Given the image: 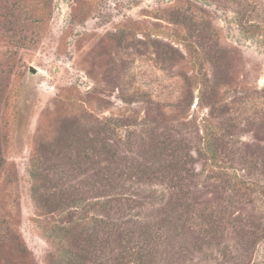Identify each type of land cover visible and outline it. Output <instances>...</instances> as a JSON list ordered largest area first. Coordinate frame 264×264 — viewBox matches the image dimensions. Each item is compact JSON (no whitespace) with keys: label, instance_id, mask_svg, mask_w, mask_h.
Listing matches in <instances>:
<instances>
[{"label":"rangeland","instance_id":"1","mask_svg":"<svg viewBox=\"0 0 264 264\" xmlns=\"http://www.w3.org/2000/svg\"><path fill=\"white\" fill-rule=\"evenodd\" d=\"M0 160V264H264V0H0Z\"/></svg>","mask_w":264,"mask_h":264},{"label":"trees","instance_id":"2","mask_svg":"<svg viewBox=\"0 0 264 264\" xmlns=\"http://www.w3.org/2000/svg\"><path fill=\"white\" fill-rule=\"evenodd\" d=\"M17 94H18V92H17ZM17 97V96H16ZM14 109L16 110V106H14ZM210 135L208 134V136L206 137V140H207V147H206V152H207V154H208V156H209V158L210 159H212L213 161H215V154H214V151H213V149L211 148V146H210V143H209V141H210ZM1 163H4V162H2V160H0V164ZM1 167V166H0ZM34 174H33V172H30V174H29V176L31 177V179H33V176ZM32 190V192H33V190L34 189H31ZM8 230V232L9 233H11V238L10 239H13L14 240V242L15 243H17L18 244V242H17V236L14 234V231L12 230V229H7ZM59 232L60 233H58V234H56L55 232H52L53 234H49V235H51V236H49V235H47V233L46 234H44V237H46V239H49V237H52L53 239H56L57 238V236H58V238H59V235L62 233V232H65V230H63V228H61V229H59ZM62 263L63 264H74L75 262H73V260H71V259H68V258H65L64 259V261H62Z\"/></svg>","mask_w":264,"mask_h":264},{"label":"water","instance_id":"3","mask_svg":"<svg viewBox=\"0 0 264 264\" xmlns=\"http://www.w3.org/2000/svg\"><path fill=\"white\" fill-rule=\"evenodd\" d=\"M32 74L34 73V70L32 69V68H30V70H29Z\"/></svg>","mask_w":264,"mask_h":264}]
</instances>
